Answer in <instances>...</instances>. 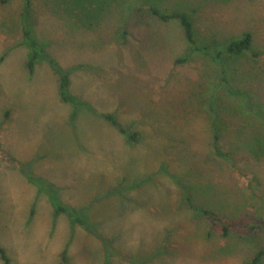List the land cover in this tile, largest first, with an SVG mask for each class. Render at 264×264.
<instances>
[{"label":"rangeland","instance_id":"obj_1","mask_svg":"<svg viewBox=\"0 0 264 264\" xmlns=\"http://www.w3.org/2000/svg\"><path fill=\"white\" fill-rule=\"evenodd\" d=\"M83 1L88 9L29 0L27 12L32 36L70 71L71 93L92 107L70 121L72 107L57 96L58 76L49 65L41 61L31 74L26 68L24 0H0V247L8 260L0 256V264H61L66 245V264H105L99 238L78 225L72 230L64 214L54 217L46 194L9 163L11 156L54 183L64 203L82 209L111 241L109 264H246L264 248V142L256 160L243 147L258 134L264 138V56L231 62L251 73L229 77L233 87L246 88L240 97L215 85L219 68L205 56L182 61L189 43L180 23L162 22L147 7L188 11L211 44L215 31H225L227 40L249 31L253 49L262 50L264 0H141V11L130 16L133 0ZM103 1L105 8L95 10ZM86 10L97 23L84 22ZM209 94L220 100L209 103ZM228 106L243 116L226 114ZM214 125L229 160L214 154ZM238 131L251 138L237 140ZM187 198L219 206L228 234ZM246 225L259 227L248 232Z\"/></svg>","mask_w":264,"mask_h":264},{"label":"trees","instance_id":"obj_2","mask_svg":"<svg viewBox=\"0 0 264 264\" xmlns=\"http://www.w3.org/2000/svg\"><path fill=\"white\" fill-rule=\"evenodd\" d=\"M8 0H1L2 3L7 2ZM54 2V0H52ZM57 2H62L66 4L69 8L72 6L80 5V8H86L84 6L83 0H55ZM113 0H108L107 2H112ZM141 0H133L130 5L126 9V13L128 16H130L132 13L141 11V7H139V2ZM107 2H102V6L99 7V4L96 6L95 10L99 11L105 8L107 5ZM24 11L22 12V19H21V41L22 43L29 48L30 54L28 56V59L26 61V68L28 69L29 73L31 74L34 71V67L40 63L41 61H45L51 70L58 76V85H57V92L58 97L61 102L65 104H70L72 107L69 120L72 121L75 119L77 112L80 108H86V109H92L90 104H88L85 101H82L78 97H75L71 91H70V71L64 70L59 67L58 63L46 52L44 46L37 41L31 34L30 28L27 26L28 24V17L27 12L30 8V2L29 0H24ZM88 9V8H86ZM148 11L153 14L155 17H157L162 22H169L171 20H177L180 23V27L183 30L184 37L186 41L189 43V47L187 49V52L182 57V61L187 60L188 56L191 53H198L202 56H205L207 59L210 60V62L219 68L220 74L218 75V84L215 83V85H219V88L221 86L226 88L229 92H235L237 95H240V97L244 98V91L246 90L245 87H233L232 84L229 82V77L232 78L236 75V78L242 79L247 78L250 79L251 73H248L249 69H247L244 64L238 67V65L233 66L231 62H234L244 56H249L254 59H258L262 56H264V49L262 50H255L252 47V35L249 33V31H246L238 38H231L226 39L225 33L223 31H215L216 33H212V36L210 37V40L212 42L208 43L205 41V39L200 38L195 25L193 23L192 17L190 13L184 9H172L170 11L168 10H161L157 8L156 5H150L147 7ZM83 15V16H82ZM81 16L84 19V22H89L91 25L93 23H97V16L93 14L91 11L83 13ZM124 34V33H123ZM223 35V36H220ZM243 70L242 75H240L239 71ZM246 79V80H247ZM232 81V80H231ZM234 81V80H233ZM209 96V97H208ZM207 98L210 102H214L217 100H220L218 96L215 94H209L207 95ZM258 110V103L255 104ZM229 108L226 109V114L230 116L234 115H240L243 116V112L235 107V106H228ZM242 114V115H241ZM239 116V117H240ZM102 117L108 121L115 129L118 130L121 134L126 135V130L124 127L121 126V124L117 121L116 117L112 113H105L102 115ZM229 122H226L225 120L222 122V127L227 128ZM248 125V123H247ZM215 126V125H214ZM216 131L213 136V150L214 154L224 160L230 159V153L224 151L221 149L219 142V130L215 126ZM238 133V134H237ZM238 135H242L240 137H237V140L239 138H242L244 136L250 137V135H244L243 132H237ZM137 137L136 133H133L130 135L129 140L135 139ZM256 142L254 145L249 146H243L246 148L245 154L247 158L250 160V158H254L255 156L258 159L261 155L260 152H257L261 150L263 147L262 142H264V138L258 134L256 137ZM1 147V146H0ZM255 147V149H253ZM215 156V157H216ZM258 156V157H257ZM9 163L13 164L14 167H16L22 175L31 183L33 184L38 191H42L46 194L47 199L53 209V215L54 217L58 216L59 214H64L66 217H68L71 229L73 230V227L75 225L80 226L88 233L94 235L95 237L99 238L101 244L104 247L105 251V264H109V259L112 255L113 250L110 248V240L104 237H101L96 230L86 221L85 215L83 214L82 209H75L66 203H64L58 195L57 187L52 183L51 181L42 178V177H36L33 175L30 170L25 166L26 164L23 163L20 160H17L14 157L9 158ZM188 206L193 209L198 215L204 217L205 219L209 220L213 223H218L222 230V235H227L229 232V228L231 227V224H229L226 219L221 218L216 215V212L219 210V206H205V205H194L191 203V199L187 198ZM259 227L257 225H246L247 231L252 232L256 230V228ZM71 230V231H72ZM71 236V235H70ZM66 250L67 245L61 252V264H66L67 262V256H66ZM0 256L4 261H8L5 255L4 250L0 247ZM264 256V248H261L246 264H257L261 257Z\"/></svg>","mask_w":264,"mask_h":264}]
</instances>
